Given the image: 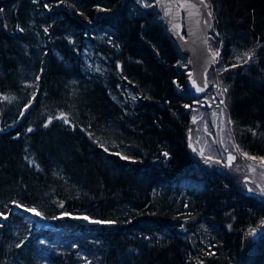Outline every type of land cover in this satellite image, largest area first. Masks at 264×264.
<instances>
[{
	"label": "trees",
	"instance_id": "trees-1",
	"mask_svg": "<svg viewBox=\"0 0 264 264\" xmlns=\"http://www.w3.org/2000/svg\"><path fill=\"white\" fill-rule=\"evenodd\" d=\"M206 2L264 160V0ZM189 76L153 0H0V264H264V198L189 148Z\"/></svg>",
	"mask_w": 264,
	"mask_h": 264
},
{
	"label": "rangeland",
	"instance_id": "rangeland-1",
	"mask_svg": "<svg viewBox=\"0 0 264 264\" xmlns=\"http://www.w3.org/2000/svg\"><path fill=\"white\" fill-rule=\"evenodd\" d=\"M212 52L216 61L206 73V94L193 110L188 132L189 148L202 165L226 171L237 178L244 192L264 198V160L241 153L234 142L225 87L217 71L219 52L214 49ZM228 153L235 156L230 166L226 165Z\"/></svg>",
	"mask_w": 264,
	"mask_h": 264
},
{
	"label": "water",
	"instance_id": "water-1",
	"mask_svg": "<svg viewBox=\"0 0 264 264\" xmlns=\"http://www.w3.org/2000/svg\"><path fill=\"white\" fill-rule=\"evenodd\" d=\"M155 1L166 30L181 54L187 58L189 69H192L188 79L190 94L194 98H201L206 91L205 73L215 61V56L208 47V32L212 26V17L207 3L205 0ZM234 159L235 156L228 153L227 166H230ZM254 237H257V233Z\"/></svg>",
	"mask_w": 264,
	"mask_h": 264
},
{
	"label": "bare ground",
	"instance_id": "bare-ground-1",
	"mask_svg": "<svg viewBox=\"0 0 264 264\" xmlns=\"http://www.w3.org/2000/svg\"><path fill=\"white\" fill-rule=\"evenodd\" d=\"M155 2V4L157 5V2L155 0H153ZM158 8V6H157ZM191 73H192V69H190ZM207 76L205 75V89H208V84H207ZM205 102V100H203Z\"/></svg>",
	"mask_w": 264,
	"mask_h": 264
},
{
	"label": "snow or ice",
	"instance_id": "snow-or-ice-1",
	"mask_svg": "<svg viewBox=\"0 0 264 264\" xmlns=\"http://www.w3.org/2000/svg\"><path fill=\"white\" fill-rule=\"evenodd\" d=\"M181 7H183V5H181ZM250 58V57H249ZM198 91H200V90H202V89H197ZM58 118H61V119H64L65 120V123H68V121H67V119L64 117V115L63 114H61V116L60 117H58ZM47 126V125H46ZM31 130V129H30ZM34 211V210H33ZM37 215H39V213H36Z\"/></svg>",
	"mask_w": 264,
	"mask_h": 264
}]
</instances>
